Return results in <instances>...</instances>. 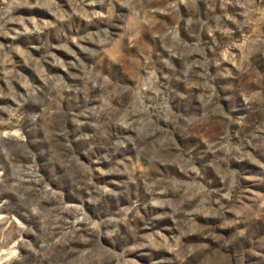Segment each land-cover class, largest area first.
<instances>
[{"label":"rangeland","instance_id":"1","mask_svg":"<svg viewBox=\"0 0 264 264\" xmlns=\"http://www.w3.org/2000/svg\"><path fill=\"white\" fill-rule=\"evenodd\" d=\"M0 264H264V0H0Z\"/></svg>","mask_w":264,"mask_h":264}]
</instances>
